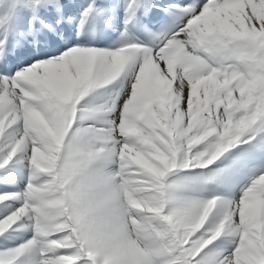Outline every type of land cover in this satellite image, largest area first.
I'll use <instances>...</instances> for the list:
<instances>
[{"label": "snow or ice", "instance_id": "6c2138e0", "mask_svg": "<svg viewBox=\"0 0 264 264\" xmlns=\"http://www.w3.org/2000/svg\"><path fill=\"white\" fill-rule=\"evenodd\" d=\"M81 7L0 0V264H264V0Z\"/></svg>", "mask_w": 264, "mask_h": 264}, {"label": "bare ground", "instance_id": "6f19581e", "mask_svg": "<svg viewBox=\"0 0 264 264\" xmlns=\"http://www.w3.org/2000/svg\"><path fill=\"white\" fill-rule=\"evenodd\" d=\"M98 2H101V0H98ZM104 2L109 3V4L123 5L125 3V0H104ZM76 3L79 5H82V7L79 10L80 13H83L84 10L88 7V2L86 0H76ZM123 17H124V10H123V7H121L117 10V18L120 21V25L122 24ZM119 37H120L119 31L113 33V39L111 41H109V45H111L112 43H115V41L118 40ZM109 45H106V46H109ZM106 46H103V47H106ZM103 90H104V92H107L108 94L104 93V92H101L99 94H98V92H94V93L90 94V96H91L90 98H92L90 100H94V101L99 102V103H102L104 101V103L107 104L110 102L112 97L118 96L119 102L123 103L126 94L130 90L129 84H128V78H126L125 76H122L120 78V80L114 81L111 84L105 86ZM101 94H103V95L101 96ZM25 172H28V171H27V169L22 168V166H20V170H15V171L11 168V166L8 169L0 170V176H8L11 174V175H14L16 177L15 179L7 181V182H0V185H3V187L5 188L6 193L7 192L12 193L13 190L22 191L24 189L26 184L18 185L17 180H18V182H21L22 180H25L28 182V175ZM15 173H17V174H15ZM246 180H247V177L239 178L237 180V182L235 183V185L233 186V189H234L233 194L230 193L229 195H234L238 199L240 197V194H239V192L241 191L240 189L244 187ZM6 189H8V190H6ZM11 201L12 200H10V202ZM15 202H17V203H14L13 207L10 206L12 211L20 206L19 201L15 200ZM5 204H7V201L4 204H0V219H3L1 212L5 208ZM21 231H22V233H19V231H15V232L10 231V233H6V236H10L12 238H10L8 240H5L4 238L0 239V240H2V242H0V245H2L0 247V250H3L5 247L15 248V247L19 246L20 244H23L26 241L31 240L30 233L27 230L21 229ZM31 255L33 257L39 256L38 251H34ZM18 264H19V262H18Z\"/></svg>", "mask_w": 264, "mask_h": 264}, {"label": "rangeland", "instance_id": "374dc122", "mask_svg": "<svg viewBox=\"0 0 264 264\" xmlns=\"http://www.w3.org/2000/svg\"><path fill=\"white\" fill-rule=\"evenodd\" d=\"M122 77V76H121ZM120 77V78H121ZM120 78H118L116 81H118V80H120ZM129 84V83H128ZM130 87H131V85L129 84V89H130ZM104 88H102V89H98V90H96V92H98V94L99 93H101V92H104V90H103ZM104 93H107V92H104ZM108 94V93H107ZM91 96L89 95V97H86L85 98V101L84 102H93V103H99V102H96V101H94V100H90V99H92V98H90ZM121 101V100H120ZM121 103V102H120ZM100 104H105L104 103V101L102 102V103H100ZM122 104V103H121ZM217 163H219V161H217ZM213 167H215V165L213 166ZM27 171H28V169H27ZM197 172H199V171H201V170H196ZM204 171H207V170H204ZM25 173H27V175H28V172H25ZM15 174H17V173H15ZM17 184L18 185H24V184H27V181H25V180H22L21 182H18V180H17ZM212 186V185H211ZM212 188V187H211ZM10 189V188H9ZM213 189H215L217 192H219V193H222V194H224V195H229L230 193L231 194H233V192H234V189L232 190V192H226L225 191V189H224V187L222 186V185H219V186H217V185H213ZM243 188H241L240 190H242ZM6 190H8V189H6ZM239 190V191H240ZM0 194L3 192V193H6V191H5V188L3 187V185H0ZM11 191V190H10ZM9 191V192H10ZM23 191V190H22ZM14 192H21V191H18V190H13V192L12 193H14ZM8 193V192H7ZM239 194L241 195V191L239 192ZM14 203H17V202H15V200L13 201H11L10 202V200L9 201H7V204H5V208L3 209V211L1 212V215H2V218L5 216V215H8V214H10V212L12 211V209L10 208V206H12L13 207V205H14ZM6 209V210H5ZM7 211V212H6ZM29 233H30V238L32 239V237H33V231H30V230H27ZM19 233H22V231L20 230L19 231ZM32 236V237H31ZM0 239H3V237H0ZM224 239V237L222 236L219 240H217L216 242H214V243H216V244H219L220 242H221V240H223ZM0 242H2V240H0ZM2 245H0V247H1ZM211 247V246H210ZM39 254V253H38Z\"/></svg>", "mask_w": 264, "mask_h": 264}]
</instances>
